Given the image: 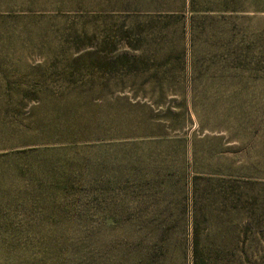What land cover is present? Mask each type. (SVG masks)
<instances>
[{"label":"rangeland","instance_id":"1","mask_svg":"<svg viewBox=\"0 0 264 264\" xmlns=\"http://www.w3.org/2000/svg\"><path fill=\"white\" fill-rule=\"evenodd\" d=\"M161 13L148 0H0V88L36 79L49 92L38 115L62 126L14 150L71 140L111 159L128 147L168 204L150 264H264V15L238 23L227 54L208 27L193 44L172 23L163 38ZM79 123L92 134H70ZM214 180L238 185L234 197ZM95 233L105 260L115 233Z\"/></svg>","mask_w":264,"mask_h":264},{"label":"trees","instance_id":"2","mask_svg":"<svg viewBox=\"0 0 264 264\" xmlns=\"http://www.w3.org/2000/svg\"><path fill=\"white\" fill-rule=\"evenodd\" d=\"M148 1L163 11L160 36L166 38L165 28L172 23L193 44L208 27L227 54L238 46V23L264 15V0ZM259 50L261 63L264 47ZM170 54L162 56L167 59ZM135 64L131 62L130 68H136ZM8 82L0 88V264H110L113 259L119 264H150L161 240L155 235H164L165 220L154 214L168 209L156 196L160 191L157 174L146 176L144 159L128 147L119 148L123 153L111 159L91 157L90 145L79 146L71 140L61 147L14 150L39 139H60L62 126L38 115L49 92L38 87L36 79L26 80V86L11 87ZM28 99L35 101L31 105ZM83 129L79 123L70 134L79 133V138L92 134ZM66 135V139L77 137ZM69 152L78 156H68ZM196 179L191 182L193 196ZM213 182L219 195L234 197L238 185ZM146 187L152 192L149 200L143 194ZM96 226L97 232L115 233L114 248L105 260L98 256L105 247L93 230ZM64 227H83L85 232H68ZM163 241L159 250L165 257Z\"/></svg>","mask_w":264,"mask_h":264}]
</instances>
